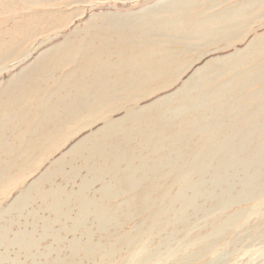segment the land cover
I'll return each instance as SVG.
<instances>
[{
  "label": "rangeland",
  "instance_id": "obj_1",
  "mask_svg": "<svg viewBox=\"0 0 264 264\" xmlns=\"http://www.w3.org/2000/svg\"><path fill=\"white\" fill-rule=\"evenodd\" d=\"M0 109V264H264V0H0Z\"/></svg>",
  "mask_w": 264,
  "mask_h": 264
},
{
  "label": "bare ground",
  "instance_id": "obj_2",
  "mask_svg": "<svg viewBox=\"0 0 264 264\" xmlns=\"http://www.w3.org/2000/svg\"><path fill=\"white\" fill-rule=\"evenodd\" d=\"M184 28H185V27H184ZM191 29H193V28H191ZM193 30H194V29H193ZM159 35H160V34H159ZM151 36H152V35H151ZM10 45H11V44H10ZM10 45H9V46H10ZM256 45H257V44H256ZM11 47H12V46H11ZM13 47H14V46H13ZM170 56H171V55H170ZM152 64H153V63H152ZM160 64H161V63H160ZM105 68H106V67H105ZM140 73H141V72H140ZM109 74H110V73H109ZM107 75H108V74H107ZM138 75H139V74H138ZM156 75H157V74H156ZM116 76H117V75H116ZM70 80H71V79H70ZM101 80H102V79H101ZM128 80H129V79H128ZM130 80H131V79H130ZM108 81H109V80H108ZM83 84H84V83H83ZM101 84H102V83H101ZM104 84H105V83H103V85H104ZM100 88H102V87H100ZM100 90H101V89H100ZM130 91H131V90H130ZM58 101H59V100H58ZM7 106H8V105H7ZM7 106H6V107H7ZM12 107H13V105H12ZM6 109H7V108H6ZM0 110H2V109H0ZM2 111H3V110H2ZM17 112H18V111H17ZM0 113H1V112H0ZM13 113H14V111H13ZM18 113H19V112H18ZM11 114H12V113H11ZM7 115H8V114H7ZM14 115H15V113H14ZM25 115H26V114H25ZM25 115H24V116H25ZM13 117H14V116H13ZM16 117H17V116H16ZM133 120H135V117L133 118ZM7 121H9V120L7 119ZM127 121H128V120H127ZM8 124H9V123H8ZM2 129H3V128H2ZM1 133H2V132H1ZM93 134H94V133H93ZM76 150H77V149H76ZM23 159H24V158H23ZM241 162H242V161H241ZM226 163H227V162H226ZM83 168H84V167H83ZM63 170H64V169H63ZM247 171H248V170H247ZM77 192H78V191H77ZM79 192H80V191H79ZM79 192H78V193H79ZM44 195H45V194H44ZM64 195H66V194L64 193ZM79 195H80V194H79ZM79 195H78V196H79ZM83 195H84V194H83ZM78 196H77V197H78ZM81 197H82V196H81ZM208 197H209V196H208ZM70 198H71V196H70ZM79 198H80V196H79ZM85 198H86V197H85ZM82 199H84V198H82ZM86 201H87V200H86ZM86 201H85V205H86ZM69 202H70V201H69ZM76 202L78 203V201H76ZM79 203H82V202H79ZM89 203H90V202H89ZM53 205H55V204H53ZM80 205H82V204H80ZM83 205H84V204H83ZM90 205H91V204H90ZM90 205H89V206H90ZM55 207H56V206H55ZM51 208H52V210H53L54 207H51ZM83 209H84V208H83ZM55 210H56V209H55ZM199 210H200V209H199ZM68 212H69V211H68ZM66 213H67V212H66ZM56 214H57V213H56ZM65 215H66V214H65ZM68 220H69V219H68ZM72 222H73V220H72ZM74 223H76V222H74ZM76 224H77V223H76ZM79 224H81V222H80ZM77 225H78V224H77ZM3 231H4V230H3ZM1 238H2V237H1ZM5 239H6V238H5ZM0 240H1V239H0ZM3 240H4V239H3ZM18 241H19V240H18ZM16 244H17V243H16ZM27 244H28V243H27ZM77 245H78V244H77ZM85 251H86V250H85ZM86 252H89V251H86ZM87 254H88V253H87Z\"/></svg>",
  "mask_w": 264,
  "mask_h": 264
}]
</instances>
